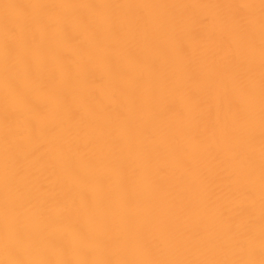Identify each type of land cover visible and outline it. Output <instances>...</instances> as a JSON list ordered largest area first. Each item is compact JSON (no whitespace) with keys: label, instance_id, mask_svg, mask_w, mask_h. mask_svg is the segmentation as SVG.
<instances>
[{"label":"bare ground","instance_id":"obj_1","mask_svg":"<svg viewBox=\"0 0 264 264\" xmlns=\"http://www.w3.org/2000/svg\"><path fill=\"white\" fill-rule=\"evenodd\" d=\"M0 264H264V0H0Z\"/></svg>","mask_w":264,"mask_h":264}]
</instances>
